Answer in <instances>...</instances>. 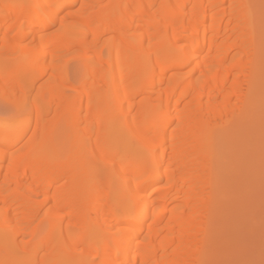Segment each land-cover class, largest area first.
<instances>
[{
	"label": "bare ground",
	"instance_id": "1",
	"mask_svg": "<svg viewBox=\"0 0 264 264\" xmlns=\"http://www.w3.org/2000/svg\"><path fill=\"white\" fill-rule=\"evenodd\" d=\"M0 79V264H256L264 0H0Z\"/></svg>",
	"mask_w": 264,
	"mask_h": 264
},
{
	"label": "rangeland",
	"instance_id": "2",
	"mask_svg": "<svg viewBox=\"0 0 264 264\" xmlns=\"http://www.w3.org/2000/svg\"><path fill=\"white\" fill-rule=\"evenodd\" d=\"M72 63H75V62H72ZM71 65L72 64H70V68H71ZM8 72H6L4 75L7 74V76H11L10 72L9 73ZM11 73H12V70H11ZM44 77H42L39 80V82L40 81L44 82V80L47 79V77H45L46 79H44ZM3 78L5 79V81L9 79V78H6L5 76L2 77L1 79H3ZM1 82L2 81H0V84H1ZM76 84H77V81L74 78H70L68 85L75 86ZM2 97L3 96L0 97V117L8 118V116L11 113H6L2 108L4 107V109H5V108L9 107L12 110H14V106H13V104L11 105V103H9L7 100H5V98H2ZM257 195H258V197H256L257 200L254 199V201L256 200L255 201L256 205H258V203H259V205H258L259 209L261 211L263 210L262 215H263V223H264V190H260L259 192H257ZM254 205H255V203H254ZM258 206H257V208H258ZM258 239H260V238L256 237V235H254V234L252 236H248V238L246 240V248L243 250V253H240V254H241L242 258H246L248 260V262L250 261V262L256 263V264H264V250H262V249H264V242H261ZM260 244H261V246H260Z\"/></svg>",
	"mask_w": 264,
	"mask_h": 264
},
{
	"label": "snow or ice",
	"instance_id": "3",
	"mask_svg": "<svg viewBox=\"0 0 264 264\" xmlns=\"http://www.w3.org/2000/svg\"><path fill=\"white\" fill-rule=\"evenodd\" d=\"M126 212L129 216L134 215L135 214V208L134 206L131 204V201H129L128 206L126 208ZM213 264H230V262H213Z\"/></svg>",
	"mask_w": 264,
	"mask_h": 264
}]
</instances>
